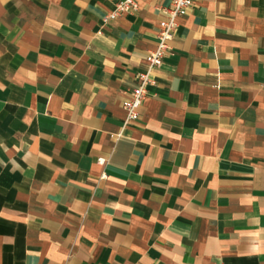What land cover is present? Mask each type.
Segmentation results:
<instances>
[{"label": "crops", "instance_id": "0c3cea01", "mask_svg": "<svg viewBox=\"0 0 264 264\" xmlns=\"http://www.w3.org/2000/svg\"><path fill=\"white\" fill-rule=\"evenodd\" d=\"M0 0V264H264V0H194L135 121L166 0Z\"/></svg>", "mask_w": 264, "mask_h": 264}, {"label": "built area", "instance_id": "2783aa9c", "mask_svg": "<svg viewBox=\"0 0 264 264\" xmlns=\"http://www.w3.org/2000/svg\"><path fill=\"white\" fill-rule=\"evenodd\" d=\"M194 0H166V4L161 7L162 17L159 20L157 41L154 48L148 50L145 60L146 67L135 74V86L129 90L126 98L122 102L126 116L124 123L135 121L140 113L147 93V86L152 83V69L162 63L164 55L169 49V40L172 32L178 24V17L181 12L193 3ZM137 0H119L114 8L107 12L104 21L115 19L126 13L137 10Z\"/></svg>", "mask_w": 264, "mask_h": 264}]
</instances>
